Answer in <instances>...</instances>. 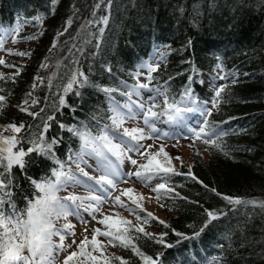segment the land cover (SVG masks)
Listing matches in <instances>:
<instances>
[{
	"label": "trees",
	"instance_id": "obj_1",
	"mask_svg": "<svg viewBox=\"0 0 264 264\" xmlns=\"http://www.w3.org/2000/svg\"><path fill=\"white\" fill-rule=\"evenodd\" d=\"M55 3L0 0V28L17 25V39L25 42L5 59L8 70L3 77L12 76L17 69L20 74L14 80L0 79V95L5 96L0 121L8 125L24 124L21 134L30 135L42 132L43 122L49 115L54 116L53 121H48L50 127L44 135L48 141L53 138L62 141L53 146V152L65 161L70 148L79 150L80 141L62 129L61 124L79 127L85 122L95 134L98 126L92 120L93 114L102 117L100 126L109 123L108 113L102 111L108 107L106 98L94 88L81 89L83 101L69 92L65 96L67 107L58 111L53 107L58 104L62 85L67 83L71 72L79 68L93 83L105 86L120 81L131 86L136 82L133 74L140 65L147 64L154 52H161L163 60L158 63V72L152 73L155 77L152 86L167 87L169 95L178 96L192 76L193 94L199 104L211 111L204 119L211 127L224 131L219 142L228 155L201 142L191 146V164L177 171L187 173L191 167L199 183L191 177L177 176L171 182L175 192L159 202L155 194L163 217L149 218L144 227L155 238L142 237L137 244L146 255L158 258L160 264H208L213 256L221 257L222 264H264V212L252 205L231 206L221 198L227 195L264 201V3L261 0H55ZM102 17L108 18L106 24H102ZM69 18L73 21L69 31L56 40L57 46L50 51L55 30ZM40 19L44 20L42 29L36 25ZM32 36L36 39H25ZM19 52L28 55H15ZM47 61H51L48 68L41 69V63ZM106 66L112 68L114 75L105 71ZM53 74V86L49 87L47 80ZM37 76L44 78V83H39ZM218 89L223 91L218 106L213 107ZM28 93H32L31 97ZM115 95L121 103L126 99ZM25 99H36L38 103L24 105ZM19 106L38 115L34 118L20 111ZM196 115L201 114L189 115L190 126ZM29 146L24 144L25 149ZM18 148L19 145L15 151ZM30 156L26 171L13 169L19 185L13 189L17 209H25L28 201L39 195L31 180L39 182L57 167L46 156L35 153ZM205 209L223 214L198 238L183 239L176 235L179 232L192 237L199 231L206 219ZM129 215L133 225L139 223L135 214ZM163 233H167L164 242L172 247L155 242ZM107 250H111L110 255L141 264L139 257L122 250L118 244L109 245Z\"/></svg>",
	"mask_w": 264,
	"mask_h": 264
},
{
	"label": "snow or ice",
	"instance_id": "obj_2",
	"mask_svg": "<svg viewBox=\"0 0 264 264\" xmlns=\"http://www.w3.org/2000/svg\"><path fill=\"white\" fill-rule=\"evenodd\" d=\"M261 3H264V0H261ZM107 19V17H102L101 22L106 24ZM72 23V19L69 18L58 31L50 51L57 46L56 40L69 31ZM100 31L102 32L103 29ZM25 39H36V36ZM87 42L85 41V43ZM97 47H99L98 44ZM80 51L83 54L82 47ZM15 55L23 57L28 53L19 52ZM5 64L6 62L0 59V65ZM6 66L14 67V65ZM40 67L48 68V65L42 63ZM159 67L158 63L140 65V68L147 69L146 82L137 81L131 86L124 81H120L114 86L93 83L88 75L79 68L74 69L68 77L67 83L62 85L63 94L58 97V104L53 107L57 111L61 107H67L65 96L69 92H73L76 97L83 101L81 89L85 87L94 88L106 98L108 107L102 111L108 113L107 120L109 123L100 126L102 117L93 114L92 120L98 126L95 134L91 131L89 124L85 122H82L79 127H68L61 124L62 129L76 136L80 141L79 150L73 151L70 148L65 161L59 160L53 152V146L62 143V141L56 138L48 141L44 135L50 127L48 121H53L54 116L49 115L47 117V120L43 122V131L38 134H21V130L25 128L24 124L19 126L9 124L5 129L6 131L10 129L17 135L3 136L0 134V229H2L0 231V264H56V261L60 259L58 253L64 252L66 249H73V246H75V250H71L63 256L62 264H115L117 261L119 264H132L130 260L122 256L108 253V246L116 247L117 244L122 250L130 251L132 255L139 257L141 264H160L158 258L146 255L137 244V241L142 237L155 238L154 234L146 231L144 225L149 222V218L155 220L156 217L150 212L146 216L140 214L144 210L138 202L140 197L131 196L132 188H124L119 195H112L117 190L118 182L123 179L127 183L128 179L133 177L141 184L159 181L151 189L152 192L156 193L158 202L175 192L174 187L171 186L173 177L183 175L191 177L192 180L199 183L195 175L192 174L191 167L187 173L176 170L172 164V158L165 151L163 144L155 146L154 144L143 143L145 140L158 141L164 138H173L175 133L162 130L157 127L158 124L176 125L189 133L188 138L192 140L190 146L195 145L196 142H201L209 148L223 151L225 155H228V151L219 142V138L225 134L223 130L211 127L207 119H204L199 126L194 127L189 124L190 114L211 115V111L199 104L193 94L191 87L194 83L193 77L189 76V83L184 86L183 91L178 96L169 95L167 87L161 89L152 86V81L155 79L152 73L158 72ZM105 71L114 75L110 66H106ZM19 74L20 69H17L10 77H3L0 74V79L14 80ZM133 75L139 76L140 72L138 71ZM54 76L55 74L48 77L49 87L53 86ZM36 80L41 84L44 83L42 77L37 76ZM121 85H123L122 88ZM33 87L35 88L36 85L34 84ZM222 91L223 89L216 90V100L213 102V107L218 106ZM115 94L126 99L121 103ZM145 94H147L146 98ZM31 95L32 93H28L29 97ZM134 96L137 99H133ZM4 101L5 96L0 95V108H3ZM37 103L36 99L31 100L32 106ZM24 104H28L27 99H25ZM19 107L20 111L28 112L27 107ZM28 114L34 118L38 115L34 112H28ZM138 119H142L143 126H125L126 122ZM25 143L30 145L27 149L24 147ZM18 145L19 148L13 151ZM154 147L156 150L152 151ZM32 153L48 157L57 167L52 168L51 175L43 177L39 182L28 178L38 190L39 195L29 200L25 209H17L13 189L19 185L16 183L17 174L13 169L15 167L21 172L26 171ZM130 153L138 154L139 158L145 162H138L137 159L129 155ZM176 159L181 160L180 157H176ZM89 160L94 161V165L90 164ZM126 160L135 166L134 171L129 170L126 173L122 171V165ZM72 165L75 166V171H73ZM86 168H94L98 175H91L89 171L85 170ZM81 185L88 190L87 195L69 194L64 197L59 195L62 190L69 186ZM211 191L215 192V189H211ZM125 195L129 196L132 204L136 205L135 208H131L123 202L121 197ZM216 195L220 196L221 194L216 193ZM176 196L179 197V193H176ZM179 198L184 199L183 197ZM221 198L231 206L252 205L259 207L264 212V201L242 200L227 195H223ZM105 203H110L109 210L113 213L112 215L102 210L101 206ZM5 206L10 211L6 210ZM116 207L135 214L139 223L133 225L132 221L115 211ZM161 207H165V205L161 204ZM137 209H140V212H137ZM84 213L90 217V220L84 219ZM205 214L206 219L203 226L199 231L194 232L192 237L179 232L176 235L183 239L198 238L209 224L220 218L223 212L220 211L218 215L217 211L205 209ZM70 216L77 218L84 224L83 239L79 243L75 239L72 240V244L65 243L66 238L76 235L75 225L68 220ZM61 220L64 223L58 227L57 225ZM91 221L102 225L103 230L98 226L93 227L89 237L87 225ZM159 223L168 227L164 221H159ZM165 235L167 233L161 234L155 242L170 248L173 245L164 242L163 236ZM57 236L59 243L54 242L53 239ZM98 237L106 238V241L98 239ZM89 246L91 250H88ZM160 255L163 253H158V256ZM208 264H222V258L213 256Z\"/></svg>",
	"mask_w": 264,
	"mask_h": 264
},
{
	"label": "rangeland",
	"instance_id": "obj_3",
	"mask_svg": "<svg viewBox=\"0 0 264 264\" xmlns=\"http://www.w3.org/2000/svg\"><path fill=\"white\" fill-rule=\"evenodd\" d=\"M43 23L44 20L40 19L37 22V27L39 29H42L43 27ZM66 24V21L61 25V27L57 30H55V35L57 36L58 31L62 28V26H64ZM104 24V23H102ZM27 25V23H26ZM15 29V31H14ZM18 30L19 28L17 27V25H15L13 28H4L2 30H0V44H2V47H0V59L4 60L9 58L13 53L14 50L16 48H22V46L25 44V42L20 41L19 39H17V34H18ZM54 40V39H53ZM53 43V41H52ZM11 53V54H10ZM163 60V56L161 52H154L151 57L149 58L147 64H157V63H161ZM48 62L51 61H47V62H42L44 64H48ZM41 63V64H42ZM41 69H45V68H41ZM8 70L7 67H5L4 65H0V74L3 75V73H5ZM138 71L140 72L139 76H136V82H146V75H147V69L146 68H138ZM137 71V72H138ZM147 94H145V98H146ZM133 99H137L135 96L133 97ZM31 104V100L28 101V104H24V105H30ZM203 116V115H202ZM202 119V117H201ZM201 119H196L195 121H191V126H199L202 121ZM8 124L3 123L0 121V134H2L3 136H8V135H17L16 133L11 132V130H5L7 128ZM126 127H132V126H143L142 123V119H138L136 121H128L125 124ZM166 124H158L157 127L161 128L162 130H164L163 128H165ZM177 127V126H176ZM178 129V130H177ZM176 129V133L173 136V138L169 139V138H164L158 141H152V140H145L143 141V143L145 144H154L155 146H159L160 144H163L165 147V151L170 155V157L172 158V164L173 166L176 168V170H179L182 166H188L191 164V143L192 140L189 139V133L188 135H185L187 132L183 131V130H179V128ZM165 131V130H164ZM156 147H154L152 149V151H155ZM13 151H15V148L13 149ZM129 155L132 156V158L137 159L138 162L140 163H144L145 161L140 159L138 154L136 153H130ZM176 157H180L182 160V164H181V160H177ZM90 164L94 165V161L89 160ZM86 171H89L91 175H98L97 172H95L94 168L93 169H85ZM129 170H135V166L131 165L127 160L125 161V163L122 165V171L123 172H128ZM128 179V178H125ZM159 181H152L149 182L148 184H141V182L137 181L134 177L128 179V182L125 183L124 180H120L117 184V190L114 191L112 193V195H119L120 191H122L124 188H132L133 192L131 193L132 197H140L138 202L141 205V207L143 208V210L146 213H152L154 216L156 217H163L160 207L158 206V203L155 200V194L154 192L151 191V189L155 186V183H157ZM39 194V192H38ZM69 194H76V195H87L88 194V190L84 187V186H76V187H72L69 186L68 188H66L65 190H62L59 195L61 197L67 196ZM121 199L123 200V202L125 204H127L129 207L131 208H135L136 205L132 204L131 199L129 198V196L125 195L122 196ZM110 200V198H109ZM102 210L109 214L112 215L113 213L109 210L110 209V203H105L101 206ZM140 210V209H137ZM115 211L119 212L120 215L130 221H132V223L134 224V221L132 220V217L129 215L128 211L125 209H121L119 207L115 208ZM84 219L85 220H90V217L84 213ZM68 220L75 225V232L76 235L75 237H71L69 236L68 238H66L65 243L66 244H72V240L75 239L77 243H79V241L81 239H83V229H84V224L81 223L77 218L75 217H68ZM64 223L63 220H61L59 222V226H62V224ZM101 227L103 230V226L102 225H98L95 221H91L87 227L89 229L88 235L90 237L91 235V229L93 227ZM0 231H2V229H0ZM153 232H156L155 230H153ZM54 242L59 243V237H54ZM98 239L101 240H105L106 238L103 237H98ZM71 250H75V246H73V249H66L64 252L58 253V255L60 256V259L56 261V264H62V258L64 255H67V253ZM91 250V247L89 246V249ZM108 253H111V250H107Z\"/></svg>",
	"mask_w": 264,
	"mask_h": 264
}]
</instances>
